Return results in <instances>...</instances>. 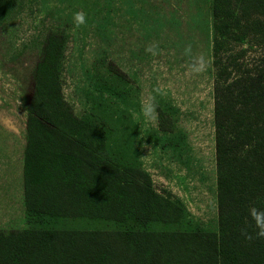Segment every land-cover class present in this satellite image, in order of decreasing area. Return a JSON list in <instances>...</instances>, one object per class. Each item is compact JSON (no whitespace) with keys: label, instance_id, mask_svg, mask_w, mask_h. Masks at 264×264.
Here are the masks:
<instances>
[{"label":"trees","instance_id":"16d2710c","mask_svg":"<svg viewBox=\"0 0 264 264\" xmlns=\"http://www.w3.org/2000/svg\"><path fill=\"white\" fill-rule=\"evenodd\" d=\"M238 1L239 14L232 0H209L215 57L218 39L230 35L239 42L258 36L262 49L259 64L240 65L242 50L216 78L217 230L155 192L134 148L138 133L124 129L127 111L103 109L111 125L94 111L74 113L61 83L67 37L50 32L28 91L27 227L0 230V264H264V239L249 215L252 206L264 208V0ZM161 101L156 141L182 156L178 108Z\"/></svg>","mask_w":264,"mask_h":264},{"label":"rangeland","instance_id":"374dc122","mask_svg":"<svg viewBox=\"0 0 264 264\" xmlns=\"http://www.w3.org/2000/svg\"><path fill=\"white\" fill-rule=\"evenodd\" d=\"M238 2L232 0L231 7L239 14ZM209 4V0H0V80L9 84L14 100L27 105L32 73L48 33L65 34L61 83L66 103L78 117L94 111L109 125L112 121L104 117L103 109L117 116L127 111L131 120L124 121V129L138 133L134 148L155 192L179 200L189 218L217 230L216 78L222 65L232 64L242 50L246 54L238 62L251 68L262 49L258 36L239 42L230 35L218 39L215 57L217 35ZM78 11L86 14L87 23L75 28L73 14ZM188 44L193 56L207 60L201 73L189 68L192 58L184 55ZM149 47L155 55L146 51ZM108 64L117 71L110 73ZM157 87L162 95H155ZM154 95L157 105L163 100L178 108V126L187 145L182 156L156 141L159 116L153 125L144 121L141 105Z\"/></svg>","mask_w":264,"mask_h":264},{"label":"crops","instance_id":"0c3cea01","mask_svg":"<svg viewBox=\"0 0 264 264\" xmlns=\"http://www.w3.org/2000/svg\"><path fill=\"white\" fill-rule=\"evenodd\" d=\"M27 105L0 80V230L26 228L24 158Z\"/></svg>","mask_w":264,"mask_h":264},{"label":"clouds","instance_id":"9594fccd","mask_svg":"<svg viewBox=\"0 0 264 264\" xmlns=\"http://www.w3.org/2000/svg\"><path fill=\"white\" fill-rule=\"evenodd\" d=\"M74 27L79 28L87 23L86 14L83 11H78L73 14ZM146 51L151 52L153 55L156 54L152 47L146 49ZM184 55L192 58V62L189 65L190 70L193 73H201L205 70L207 66V60L204 56H193L192 45L188 44L184 49ZM155 95H162V91L159 87L154 89ZM155 95L150 97L146 102L141 105V114L144 117V121L148 125H153L158 119V113L156 111L157 104L155 102ZM249 215L251 219L255 222L256 226V238L264 239V208H257L252 206L249 209ZM242 235L246 239H253L246 229H241Z\"/></svg>","mask_w":264,"mask_h":264}]
</instances>
